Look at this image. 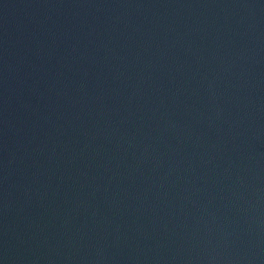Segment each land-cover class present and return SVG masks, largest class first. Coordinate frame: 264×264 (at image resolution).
I'll list each match as a JSON object with an SVG mask.
<instances>
[{
	"label": "water",
	"instance_id": "water-1",
	"mask_svg": "<svg viewBox=\"0 0 264 264\" xmlns=\"http://www.w3.org/2000/svg\"><path fill=\"white\" fill-rule=\"evenodd\" d=\"M0 264H264V0H0Z\"/></svg>",
	"mask_w": 264,
	"mask_h": 264
}]
</instances>
